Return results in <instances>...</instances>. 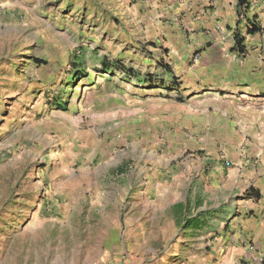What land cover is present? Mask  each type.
<instances>
[{
    "label": "rangeland",
    "instance_id": "1",
    "mask_svg": "<svg viewBox=\"0 0 264 264\" xmlns=\"http://www.w3.org/2000/svg\"><path fill=\"white\" fill-rule=\"evenodd\" d=\"M178 3L0 0V264H264L220 252L244 125L103 71L164 79Z\"/></svg>",
    "mask_w": 264,
    "mask_h": 264
},
{
    "label": "crops",
    "instance_id": "2",
    "mask_svg": "<svg viewBox=\"0 0 264 264\" xmlns=\"http://www.w3.org/2000/svg\"><path fill=\"white\" fill-rule=\"evenodd\" d=\"M179 1L176 38L161 55L169 72L159 65L165 77L159 78L171 86L176 99L191 100L194 108L200 107L201 120L195 130L202 131L204 139L209 107L224 125H244L235 140L253 143L230 154L231 166L216 163L213 177L223 175L231 189L240 192L236 214L230 220L233 245L225 244L220 252H231L240 259L249 254L250 261H256L264 254V0H244L243 13L239 0ZM201 1L205 8L197 7ZM253 23L261 31L248 34L246 28ZM236 31L243 37L244 53L233 48ZM228 134L226 130L217 140H226ZM249 189L260 197L247 196Z\"/></svg>",
    "mask_w": 264,
    "mask_h": 264
},
{
    "label": "trees",
    "instance_id": "3",
    "mask_svg": "<svg viewBox=\"0 0 264 264\" xmlns=\"http://www.w3.org/2000/svg\"><path fill=\"white\" fill-rule=\"evenodd\" d=\"M240 6H241V13H243L244 9H246L247 5L244 4L245 1L244 0H239ZM261 31V27L255 23L251 24L250 26H247L246 28V32L248 34H253L255 32H259ZM233 48L236 49L237 51H239L240 53H244V45H243V37L241 36V34L236 31L234 34V44H233ZM105 66H103V71L104 72H111L113 69H116L117 71L121 72L124 75H127L128 77H132L134 79H137V82L139 84H146L149 87H155L156 85L158 86H163L165 80L160 79L159 77H157L154 74H149L147 73L145 76H142L139 74L138 70H135L134 68H132L131 66H126L124 64L121 63H115V64H104ZM161 66V68L166 71L169 72L168 68H167V64H165L164 62L161 61V63L159 64ZM79 74H77L76 76H78ZM171 82L173 83L175 80V77H171ZM171 83V84H172ZM166 87H171L169 84L166 85ZM247 196H253L255 198L260 197L259 192L257 191H252L251 189L247 190L246 193Z\"/></svg>",
    "mask_w": 264,
    "mask_h": 264
}]
</instances>
